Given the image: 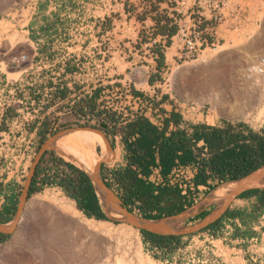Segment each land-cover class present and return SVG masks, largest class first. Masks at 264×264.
Wrapping results in <instances>:
<instances>
[{
    "label": "rangeland",
    "instance_id": "1",
    "mask_svg": "<svg viewBox=\"0 0 264 264\" xmlns=\"http://www.w3.org/2000/svg\"><path fill=\"white\" fill-rule=\"evenodd\" d=\"M33 1L0 0V210L11 196H14L17 208L25 179L40 146L66 131L95 129L102 136L91 146L95 152L93 155L100 160L97 166L99 176L101 167L113 166L109 162L111 155L105 136L96 124L76 122L60 129L56 116L48 111L43 138L40 131L30 137L22 130L29 116L34 123L38 122L44 107L48 106L38 93H35L36 106L27 105L25 87L30 80L37 79L38 72L21 71L29 55L24 46L22 26ZM261 8L264 11V0H257L254 9L259 12ZM255 19L253 27L236 38L234 47L230 43L209 42L206 38L208 46L202 48L192 61L176 62L177 65L157 77L167 86H159L156 91L169 93L176 99L182 115L195 123L230 121L242 122L253 130L264 128V16L259 12ZM19 57L23 60L19 61ZM253 67H258L260 72L253 73ZM257 103L260 108L252 113L253 116L244 119V113L246 115ZM191 107L195 109V115H190ZM47 150L75 165L61 157L50 144ZM46 192L64 198L78 211L79 218L89 221L94 228L85 223L67 226L69 218L49 202L36 207L29 204ZM220 205L219 200L211 202L208 211L214 212ZM16 208L10 219L0 225L4 227L14 222ZM131 212L142 218L136 209ZM106 215L108 219L88 217L59 187H45L25 198L11 231L3 234L6 237L0 242V264H230L229 234L222 235L218 229L214 236L209 230L180 233L178 245L167 251L143 241L138 231L140 228ZM165 219L178 222L170 230L189 226L174 216L150 220ZM53 232L61 236L55 246L49 241Z\"/></svg>",
    "mask_w": 264,
    "mask_h": 264
},
{
    "label": "crops",
    "instance_id": "2",
    "mask_svg": "<svg viewBox=\"0 0 264 264\" xmlns=\"http://www.w3.org/2000/svg\"><path fill=\"white\" fill-rule=\"evenodd\" d=\"M151 1L153 0L32 2L22 26L24 46L29 55L27 64L21 71L38 72L37 79L30 80L25 87L27 105L36 106L38 101L35 93H38L48 106L44 107L38 122L34 123L29 116L28 122L23 124L24 134L33 137L45 130L43 124L48 119L45 116L48 111L56 116L60 129L73 126L79 117L88 115L92 117L91 123L98 125L105 136L112 167L124 165L125 124L119 122L114 112L108 113L109 122L103 123L99 119L101 111L94 110L103 94L122 86H128L137 95L148 96L155 91L157 77L177 65L176 55L180 46L175 36L177 29L188 27L196 15L201 18L198 28L209 42L230 43L233 47L241 32L253 27L257 14L261 12L264 16L262 8L259 12L254 9L257 0H156L152 9ZM216 14L218 19L211 21V16ZM170 27L173 30L168 33ZM166 39L167 43L164 44ZM155 44L161 45L158 63L152 50ZM157 105L158 112L145 115L152 124L160 127L171 113L179 116L176 123L167 121L166 131L175 127L189 129V125L195 123L182 115L176 99L171 98L169 93H162ZM193 109L191 107L190 115H195ZM204 123L215 124L214 121ZM133 134L135 133L127 135V140H132L134 137H130ZM197 144L200 145L201 142ZM155 169L160 176L158 168L153 167L148 175V179L153 182L156 181L153 174ZM172 173L173 168L165 179ZM190 175H193V171ZM172 179L170 181L176 186L189 181L176 174ZM225 183H231V186L223 193L235 186L234 181ZM195 187L193 193L187 192L188 198L192 200L191 205L175 214L189 226L212 213L208 211L211 202H223L226 197L215 198L219 193L216 186V189L211 190H207L202 184ZM205 196L207 198L203 202ZM254 203V197H236L214 219L221 218L226 210L237 214L231 219L222 218L218 228L222 235L229 234L227 241L230 264H249L251 239L264 232V208L254 210ZM201 213L205 215L200 216ZM251 215L252 219L249 218Z\"/></svg>",
    "mask_w": 264,
    "mask_h": 264
},
{
    "label": "trees",
    "instance_id": "3",
    "mask_svg": "<svg viewBox=\"0 0 264 264\" xmlns=\"http://www.w3.org/2000/svg\"><path fill=\"white\" fill-rule=\"evenodd\" d=\"M154 1L156 0L150 3L151 9L154 8ZM172 30L173 27H170L168 33ZM166 43L167 39L164 41ZM152 50L158 63L161 45L155 44ZM178 119L176 113H171L168 117L173 123ZM168 120L160 127L142 115L127 121L123 131L126 163L106 169L101 167L100 170L104 184L113 189L122 205L130 212L136 209L142 218L150 220L175 215L191 205L188 191L181 193L178 186L165 181V177L176 164L192 163L195 169L193 186L202 184L207 190L240 179L264 167V128L253 130L242 122L222 121L213 125L194 123L189 125V129L175 127L166 131ZM132 133L136 134L135 137L127 140V135ZM39 135L43 138L44 132L40 131ZM199 141L200 145L197 144ZM153 167L158 168L163 178L162 183L148 179ZM52 186L59 187L66 196L73 199L76 207L86 216L108 219L102 211L88 175L46 150L34 168L27 197ZM246 197L255 198L254 210L264 208V189L247 190L237 196ZM15 208L16 200L11 196L0 210V224L10 219ZM203 215L205 213L200 214ZM235 216L237 214L226 210L221 218L199 231L208 229L210 235L214 236L222 218L231 219ZM252 217L249 216L250 219ZM138 231L143 241L157 249L172 250L179 243L180 235L157 234L144 229ZM5 237L0 234V242Z\"/></svg>",
    "mask_w": 264,
    "mask_h": 264
},
{
    "label": "built area",
    "instance_id": "4",
    "mask_svg": "<svg viewBox=\"0 0 264 264\" xmlns=\"http://www.w3.org/2000/svg\"><path fill=\"white\" fill-rule=\"evenodd\" d=\"M217 19V14L211 16V21H216ZM200 22L201 18L196 15L191 19V23L188 27H179L177 29L175 36L180 43L176 55L177 62L192 61L202 48L208 46L206 37L198 28ZM18 59L19 61L23 60L22 57ZM159 86L166 87L167 85L162 79H157V87ZM161 94V91L155 90L148 96L137 95L133 94L128 86H122L104 93L103 97L96 102L94 110L101 111L99 112V119L103 123H108V113L114 112L119 122L125 124L138 115L145 116L147 113L158 112L159 107L157 103L160 100ZM91 120L92 117L84 115L78 118L77 123H91ZM135 135L136 134H133L130 138L132 139ZM194 170V165L192 163L176 164L173 167V173L170 177H167L165 181L172 184V176L174 177L175 174L181 175L185 181L189 180L178 186L180 190H182L181 193H185L186 191L193 193L196 187L193 186L192 181L190 182L193 177L190 173L193 171L194 174ZM153 174L156 183L163 182V179L158 175L156 169ZM250 248L249 264H264V232L258 237L251 239Z\"/></svg>",
    "mask_w": 264,
    "mask_h": 264
},
{
    "label": "bare ground",
    "instance_id": "5",
    "mask_svg": "<svg viewBox=\"0 0 264 264\" xmlns=\"http://www.w3.org/2000/svg\"><path fill=\"white\" fill-rule=\"evenodd\" d=\"M252 72L253 73H259L260 69L258 67L256 69H255V67H253ZM259 106L260 105L257 103V105L254 106L252 109H250V111H247L248 110L247 109L246 111H247V113L248 112L249 113L248 114L246 113V115L244 113V115L242 117H244V119L250 117V115H252V113L254 111L258 110ZM261 110L258 113V117H259V114L261 113ZM242 111H240V112H242ZM237 114H239V112ZM242 117H240V118H242ZM99 136H101L99 133L92 131V130H88V129L69 130V131H66L63 134L59 135L58 137L51 139L49 141V144L51 147H53L57 151V153L61 157L67 159L68 161L73 162L76 166H78L83 171H85L93 179L94 176L97 175V170H98L97 166H98V161H100V160L93 155L94 150L93 151L91 150V146H92L94 140L99 138ZM104 142H105V140H104ZM94 154H95V152H94ZM235 185H236V182H235ZM229 186H231V183H225V184L220 185L217 188V192H219V193L216 192L217 194L215 195V198L227 196V194L230 192V190L226 193H223V192H225L227 190V188H229ZM95 190H96L98 202H99L102 210L110 216L120 218L121 216L119 213H117L115 211H111V209L109 208L110 206H113V204H114L113 200L110 199L108 196H106L102 192V190H100L96 185H95ZM212 194L214 195L215 193H212ZM44 202H49L62 215L69 218L70 221L67 222V226L73 227V226L79 225V223H83V224L85 223L86 226L94 228V227H92L93 226L92 224H91L92 226L89 225V221L81 220L79 218L78 211L75 210L73 208V206L68 201H66L64 198H60L57 194H49L46 192L44 194L37 196L29 204L36 207V206H41L42 203H44ZM21 204H22V202H20V204H19L20 207H21ZM17 214H18V212L16 213V215ZM174 217H180V216L176 215ZM145 222L151 223L150 225H154L153 227H155L161 231L174 229L175 224L178 223L175 220L169 221V219H167V220L165 219L162 221H155V222H154V220L149 221L148 219H145ZM13 223L7 224V225H5V227H11L13 225ZM60 238H61V236L59 233L53 232L49 237L50 244L55 246L58 242L61 241ZM122 264H125V263H122Z\"/></svg>",
    "mask_w": 264,
    "mask_h": 264
},
{
    "label": "water",
    "instance_id": "6",
    "mask_svg": "<svg viewBox=\"0 0 264 264\" xmlns=\"http://www.w3.org/2000/svg\"><path fill=\"white\" fill-rule=\"evenodd\" d=\"M89 130L95 131V129H91V128ZM50 140L51 139L46 140L40 146L38 153L32 162V165L29 169V173H28V175L25 179V182H24L23 190H22L20 197L18 199L19 203H18V206H17L16 211H15V215L13 218L14 222H15V219L18 215V214L16 215V213L17 212L19 213L20 208H22L23 203L25 201V198L27 197L28 186H29L31 176L34 172V168H35L36 164L38 163L39 158L42 155V153L47 150ZM88 177H89V179L93 185L95 193H96V190H95V185H96L100 190H102V192L106 196H108L110 199L113 200L114 204H113V206H110L109 208L111 209V211H115V212L120 214L121 217L118 218L119 220H122L125 223H128V224L135 226L137 228L144 229L146 231H149L152 233H157V234L178 235L180 233L185 234V233H190V232L196 231L199 228H201L202 226H204L205 224H207L208 222H211L216 217H218L219 214H221L225 210V208L227 207L229 202L232 199L236 198L240 193L247 191V190H251V189H264V167H260L256 170L248 173L244 177L235 180L234 182H236V185L230 190V192L224 198L223 202L221 201L222 204L220 205V207L218 209H216L214 212L207 215L200 222H198L194 225H191V226H187V227L182 228V229L161 231V230L153 227L154 225H150L151 223L145 222V218H139V217L135 216L132 212L128 211L127 208L122 205L121 201L116 196V194L104 184V181L101 179L98 172H97V175L94 176L93 179L89 175H88ZM20 202H22L21 207L19 206ZM103 213H104V211H103ZM173 216H176V215H173ZM12 226L11 227H5V226L3 227L2 225H0V234H8L11 231Z\"/></svg>",
    "mask_w": 264,
    "mask_h": 264
}]
</instances>
